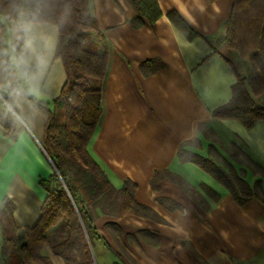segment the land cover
<instances>
[{
    "label": "crops",
    "instance_id": "1",
    "mask_svg": "<svg viewBox=\"0 0 264 264\" xmlns=\"http://www.w3.org/2000/svg\"><path fill=\"white\" fill-rule=\"evenodd\" d=\"M87 1L109 47L103 115L88 150L116 190L128 180L135 183V200L143 207L140 213H120L117 194L92 207L94 263L259 264L264 199L258 195L242 204L199 166L177 158L183 142L203 138L204 123L264 174V120L247 127L236 118L213 116L231 99L237 78L207 40L214 44L225 32L232 0H155L161 15L154 21L141 15L139 25L128 0ZM172 12L198 35L188 37ZM29 38L32 47L26 48ZM58 38L56 24L26 23L22 43H11L12 73L0 50V205L12 202L20 229L39 222L47 198L41 180L55 168L42 145L44 115L16 80L29 95L52 103L67 80L56 57ZM152 59L162 63L155 71L145 67ZM209 142L203 139L199 149L205 156ZM215 147L225 154L219 143ZM157 172L163 175L154 182ZM204 183L220 194L218 201L203 194ZM63 235L51 231L54 240ZM3 244L0 226V264ZM45 254L54 264H66L49 245Z\"/></svg>",
    "mask_w": 264,
    "mask_h": 264
},
{
    "label": "trees",
    "instance_id": "2",
    "mask_svg": "<svg viewBox=\"0 0 264 264\" xmlns=\"http://www.w3.org/2000/svg\"><path fill=\"white\" fill-rule=\"evenodd\" d=\"M128 2L136 11V25L141 24V15H148L152 21L161 15L155 0ZM170 16L188 37L198 35L177 13L172 12ZM28 22H49L58 26L56 57L63 62L67 80L52 103L29 95L16 80L18 87L44 115L42 145L55 171L49 178L41 180L47 198L35 226L20 229L14 220L12 202L5 199L1 203L3 260L5 264H54L45 254V247L49 245L54 253L65 258L66 264H95L90 247L96 237L92 207L104 197L117 194L120 213H140L143 209L135 200V183L128 180L116 190L88 150L103 115L102 86L109 47L87 0H1L0 50L11 73V43H22L24 26ZM207 41L227 61L237 78L231 99L216 108L213 116L236 118L247 127L264 120V103L258 100L264 97V0H232L225 32L217 39V44ZM241 62L246 63L249 75L241 71L238 65ZM146 64L149 71L162 66L158 59ZM7 128L13 135L16 130L13 119L8 121ZM199 132L203 138L180 145L178 160L199 166L242 204L258 196L231 161L241 163V151L230 148L207 124H200ZM203 139L210 141L206 156L195 151V148L203 147ZM216 143L225 152L222 154L218 150L223 157L219 160L213 154V149H218L213 148ZM165 174L169 172L165 171ZM162 175L157 172L153 181ZM201 190L215 202L220 199V194L205 183ZM53 229L64 234L62 239L54 240Z\"/></svg>",
    "mask_w": 264,
    "mask_h": 264
},
{
    "label": "rangeland",
    "instance_id": "3",
    "mask_svg": "<svg viewBox=\"0 0 264 264\" xmlns=\"http://www.w3.org/2000/svg\"><path fill=\"white\" fill-rule=\"evenodd\" d=\"M1 2V0H0ZM217 40L214 42V44H217ZM238 65L241 68V71L244 72L246 75H249L250 72L248 71V67L245 62H241ZM260 102L264 103V97L261 99H258ZM200 146L195 148V151L199 152ZM219 149L214 150L213 154L216 156V159L223 158L218 152ZM220 151V150H219ZM241 163H236L233 160V164L237 168L239 172H241L242 175L245 176V178L250 182V184L255 188V190L259 193V195L264 199V174L262 171L259 170L258 166L256 165H250L249 160L245 155H240ZM259 264H264V254L263 256L257 261Z\"/></svg>",
    "mask_w": 264,
    "mask_h": 264
},
{
    "label": "clouds",
    "instance_id": "4",
    "mask_svg": "<svg viewBox=\"0 0 264 264\" xmlns=\"http://www.w3.org/2000/svg\"><path fill=\"white\" fill-rule=\"evenodd\" d=\"M32 43H33V41H32L31 38H29L28 40H26V42H25L26 48H31L32 47Z\"/></svg>",
    "mask_w": 264,
    "mask_h": 264
}]
</instances>
